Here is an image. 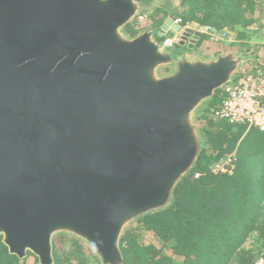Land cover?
<instances>
[{
  "label": "water",
  "instance_id": "1",
  "mask_svg": "<svg viewBox=\"0 0 264 264\" xmlns=\"http://www.w3.org/2000/svg\"><path fill=\"white\" fill-rule=\"evenodd\" d=\"M140 8L0 0V243L20 261L54 264L66 235L99 264H125V231L169 209L198 161V109L250 61L164 50L157 38L191 35L170 17L130 36Z\"/></svg>",
  "mask_w": 264,
  "mask_h": 264
},
{
  "label": "trees",
  "instance_id": "2",
  "mask_svg": "<svg viewBox=\"0 0 264 264\" xmlns=\"http://www.w3.org/2000/svg\"><path fill=\"white\" fill-rule=\"evenodd\" d=\"M179 1L185 9L178 14L182 27L234 30L250 48L261 0ZM134 34L132 30L130 35ZM217 92L197 116L202 152L189 175L199 173L198 179L185 177L175 188L169 209L147 215L125 231L120 242L125 264H252L264 251V132L214 118L211 109ZM230 155L232 173H214L212 165ZM59 238L61 244H53L54 264H95L84 244ZM65 239L68 253L63 252ZM248 239L250 248L244 247ZM28 258L37 263L30 253L22 261L10 256L0 243V264H30Z\"/></svg>",
  "mask_w": 264,
  "mask_h": 264
},
{
  "label": "rangeland",
  "instance_id": "3",
  "mask_svg": "<svg viewBox=\"0 0 264 264\" xmlns=\"http://www.w3.org/2000/svg\"><path fill=\"white\" fill-rule=\"evenodd\" d=\"M138 3L140 4V7H141L140 11L137 14V16L131 21V23L129 24L130 26L127 29H125V32L128 35H130V32L132 30L135 32L134 35L141 33L142 31L146 29L152 30L153 32H157L159 30V27L163 24V22L167 18L170 17L172 19H180L178 14L182 13L185 10L184 7L180 5L179 0H145L143 3L141 2H138ZM257 3L260 7L261 12L258 13L257 15V22L254 28L255 33L253 34L252 39L248 41V45L250 46L249 49L245 47V42L243 40L238 39V34L236 31L228 30V29H223L221 31L213 30V29L208 30L207 28H203L206 31V32L203 31L204 33L202 34L204 36V39L200 41L199 39H197L195 43L192 44L193 46L190 49H188L187 46L190 44L189 40L191 39V36L194 33H199L198 31H200V29L195 30L194 28H192V27H196L195 24H192V25L183 27V30L186 29L191 32L190 38L188 39L189 43L186 42L184 48L181 46L175 45L174 52L181 51L182 54L185 53L188 56L194 57L196 56V54L194 55L193 53L199 51L200 48L205 47V49L202 50L204 51L203 53L198 52L199 55L201 54V56H205L206 54L210 53L212 54L210 56L216 57L218 55H224L228 52H237L240 54H244V55H247L250 59L244 72H248L249 70V72L250 71L252 73L254 72L255 75H258L259 77L264 79V3H262V0L261 2L257 1ZM168 72H170V69L162 70V73H168ZM203 106L199 108L196 113V121L198 123V126H199V122H198L197 116L205 109V107ZM135 225L136 223L132 224L128 229H130L131 227H135ZM60 236H66V235H60ZM60 236H57L53 239L52 246L54 243L57 246L61 244L62 241L59 238ZM66 237H69V236H66ZM250 244H252V240L248 239L246 241V244H244V247L250 248ZM64 245L65 246H63V252L68 253L69 244L66 243V239H65ZM63 252L61 254H64ZM257 253L258 252H256L255 254ZM83 258L85 257L83 256ZM94 258L96 259L95 256ZM33 261L34 260L32 258H28V263L35 264V262ZM92 261L95 264H99L97 259H96V262L93 259ZM72 263L74 264V262ZM87 264H91V262L88 261ZM234 264H237V263H234Z\"/></svg>",
  "mask_w": 264,
  "mask_h": 264
},
{
  "label": "built area",
  "instance_id": "4",
  "mask_svg": "<svg viewBox=\"0 0 264 264\" xmlns=\"http://www.w3.org/2000/svg\"><path fill=\"white\" fill-rule=\"evenodd\" d=\"M173 25L181 26L180 19H173ZM179 34L165 37L160 46L164 50H173L178 44ZM215 96V95H214ZM217 102L211 109V115L229 124L241 125L249 129L264 132V79L252 72H241L231 83L224 85L216 94ZM234 158L230 155L221 163L212 165L214 173H232ZM199 173L191 178L198 179ZM252 264H264V252L259 253Z\"/></svg>",
  "mask_w": 264,
  "mask_h": 264
},
{
  "label": "crops",
  "instance_id": "5",
  "mask_svg": "<svg viewBox=\"0 0 264 264\" xmlns=\"http://www.w3.org/2000/svg\"><path fill=\"white\" fill-rule=\"evenodd\" d=\"M197 27V26H196ZM196 27H192V28H194L195 30H198V29H200V31H198L199 32V37H198V39L200 38V36H201V34H203L204 32L203 31H205L203 28H196ZM206 32V31H205ZM203 49H205V47H203V48H200V50L199 51H197V52H195V53H193L194 55L196 54V56H194V57H201V58H208V57H211L210 55H212V54H210V53H208V54H206L205 56H201V54L199 55L198 54V52H201V53H203L204 51H202ZM215 50H216V48H215ZM178 52V51H177ZM213 52V51H212ZM190 57H192V56H190Z\"/></svg>",
  "mask_w": 264,
  "mask_h": 264
},
{
  "label": "flooded vegetation",
  "instance_id": "6",
  "mask_svg": "<svg viewBox=\"0 0 264 264\" xmlns=\"http://www.w3.org/2000/svg\"><path fill=\"white\" fill-rule=\"evenodd\" d=\"M158 32H159V30H158L157 32H155V34L158 33ZM172 51H175V49H173ZM180 52H181V51H180ZM181 53H182V52H181Z\"/></svg>",
  "mask_w": 264,
  "mask_h": 264
}]
</instances>
